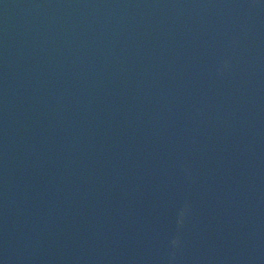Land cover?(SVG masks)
Segmentation results:
<instances>
[{"label": "water", "instance_id": "obj_1", "mask_svg": "<svg viewBox=\"0 0 264 264\" xmlns=\"http://www.w3.org/2000/svg\"><path fill=\"white\" fill-rule=\"evenodd\" d=\"M0 264H264V0H0Z\"/></svg>", "mask_w": 264, "mask_h": 264}]
</instances>
